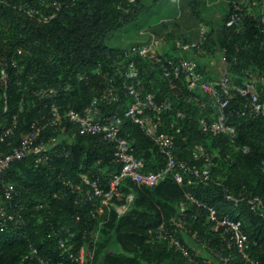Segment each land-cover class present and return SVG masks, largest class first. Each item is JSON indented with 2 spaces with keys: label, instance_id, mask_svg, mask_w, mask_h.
<instances>
[{
  "label": "built area",
  "instance_id": "obj_1",
  "mask_svg": "<svg viewBox=\"0 0 264 264\" xmlns=\"http://www.w3.org/2000/svg\"><path fill=\"white\" fill-rule=\"evenodd\" d=\"M49 1L55 12L43 17L46 23L55 18L63 2ZM229 5L225 30L239 33L247 30L252 22L258 32L255 39L260 40V48L264 49V0H229ZM28 14L37 15L39 11L30 7ZM172 34V30L160 35L151 33L147 41L116 53L112 67L115 69L116 66L117 74L107 80L104 90L95 95L83 110L69 109L64 115L60 114L55 101L59 90L41 87L33 92L34 96L39 100L52 98L53 104L47 114L31 123L30 131L23 138H15L16 117L9 125L0 127V233L24 236L30 217H35L34 209L44 206H32L31 200L24 198L23 192L7 176L13 163L28 158L33 159L36 168L47 167L56 173L54 184L59 190L53 194L54 199L65 200L74 209H90L87 219L97 220L96 227L85 231L81 244L71 228L53 227L57 236L55 250L45 256L31 246L20 264H94L95 246L104 217L112 213L118 218L123 217L134 204L133 188L125 191L124 184L130 182L138 188H153L167 179H173L182 187L196 184L217 187L225 202L223 212L218 208L217 197L203 201L185 191L178 213L168 222L149 230L150 245L167 244L186 264H235L238 258L241 264H262L254 257L253 247L257 242L244 230L245 218L241 208L246 206L264 219V198L249 193L245 187L240 193L234 191L228 174L221 171L220 165L222 160L227 162L231 154L223 156L205 144L188 147L189 155L185 159L178 154L179 137L189 118L187 112L178 106L182 102L184 105L193 102L198 106L201 135L225 137L236 152L250 153L249 145L237 144L241 131L238 121L264 120V99L258 90V80L252 71L246 70L238 83L233 81L226 67L227 48L210 44L209 30L205 26L199 28L197 40L187 36L173 38ZM192 55L212 56L206 59L218 56L224 66L221 74L217 78L208 77ZM233 61L237 62V57ZM12 65L17 68L16 61ZM97 74L95 70L81 73L77 78L92 81ZM1 77L7 85L10 79L7 68L1 70ZM146 79H149L151 90L147 88ZM261 80L264 82V72ZM69 89L70 86L66 88ZM234 94L241 98V104L233 103ZM6 95L7 89L4 90L5 98ZM113 106L121 111H108ZM7 110L5 106L4 111ZM64 120L68 123V132H65ZM128 123L139 127L157 148L165 160L163 168L147 170L146 150L138 147L136 139L130 136ZM48 127L55 134L61 131L65 136L69 133L90 136L111 146V162L119 169L107 172V169L99 168V176L87 169L78 172L77 181L57 171L58 163L69 158L70 153L66 148H58L60 138L57 136L45 137ZM260 170L264 174V160ZM191 207L196 209L195 213H191ZM200 211L206 213L213 231L220 232L219 244L215 245L206 233L202 235L194 230ZM189 215H192L190 219Z\"/></svg>",
  "mask_w": 264,
  "mask_h": 264
},
{
  "label": "trees",
  "instance_id": "obj_2",
  "mask_svg": "<svg viewBox=\"0 0 264 264\" xmlns=\"http://www.w3.org/2000/svg\"><path fill=\"white\" fill-rule=\"evenodd\" d=\"M50 4L49 0H0V127L9 125L16 117V140L23 138L30 131L31 123L47 114L53 104L52 98L39 100L33 94L35 90L41 87L58 89L59 96L55 101L62 115L69 109L83 110L95 95L104 90L107 80L117 74L116 66L115 69L112 67V58L122 51L109 49L104 42L109 35L135 20L140 0L134 4L121 0H63L61 10L46 23L43 17L55 12ZM193 6H197V1L192 3V12L197 14ZM30 7H35L39 14H28ZM228 14L221 30L215 33L213 29H208L209 43L227 48L226 67L235 83L240 81L246 70L253 72L264 99V82L261 80L264 49L260 48V40L255 39L257 29L251 22L247 30L229 33L224 28ZM172 37H175L174 34ZM206 57L191 56L200 62ZM235 57L237 62L233 61ZM13 61L17 62V68L13 67ZM200 67L206 72L204 64L200 63ZM4 68L10 74L7 85L1 77ZM95 70L98 74L92 81L78 80L79 74ZM145 82L151 90L149 79ZM69 86L70 89L66 90ZM233 101L235 105L242 102L236 94ZM5 106L7 112L4 111ZM178 106L189 117L179 137V156L185 159L189 155L187 148L196 144H205L223 156L229 153L231 158L227 162L222 160L220 165L221 171L228 174L229 184L234 191L240 193L245 187L249 193L264 198V174L260 170L264 160V120L238 121L241 131L237 144L251 147L250 153L243 154L230 148L225 137L200 134L199 112L195 103L184 105L182 102ZM115 110L121 111L117 106L110 107L108 111ZM64 126L66 130H63L68 132L65 120ZM128 132L136 139L138 147L146 150L148 171H157L165 166L163 156L139 127L128 123ZM51 135L60 138L58 148H66L70 153L69 158L58 163L57 171H62L66 176L77 181L78 172L87 169H91L95 176L101 174L99 168L107 169V172L119 169L111 162V146L101 144L90 136H72L71 133L65 136L61 131L55 134L48 127L45 137ZM55 174L53 169L47 167L36 168L32 158L17 161L10 167L7 176L23 192V197L30 199L32 206H44L34 209L35 217H30L24 236L0 233V264H20L31 246L38 249L41 255H48L56 247L57 236L53 233V227L71 228L77 233L81 244L85 231L97 226V220L87 219L90 209H74L65 200L53 198V194L59 190L54 184ZM129 188H133L135 194L134 204L123 217L118 218L115 213L104 217L95 246L94 264H98L109 249H114L115 253L108 255L106 264H186L167 244L150 245L149 230L168 222L178 213L185 191L192 192L203 201L217 197L216 203L221 212L225 203L217 187H203L200 184L182 187L173 179H167L153 188H138L130 182L125 183L123 189L129 191ZM190 209L191 213H195L194 207ZM241 209L245 218L244 230L257 242L253 247L254 257L264 264V219L246 206ZM193 228L202 235H209L215 245L221 242L220 232L213 231L204 211L199 212V221ZM239 261L238 258L235 264H241Z\"/></svg>",
  "mask_w": 264,
  "mask_h": 264
},
{
  "label": "rangeland",
  "instance_id": "obj_3",
  "mask_svg": "<svg viewBox=\"0 0 264 264\" xmlns=\"http://www.w3.org/2000/svg\"><path fill=\"white\" fill-rule=\"evenodd\" d=\"M140 0L134 21L109 35L104 44L109 49H127L144 42L151 33L163 34L172 30L175 37L187 36L192 40L199 37V28L205 26L215 33L223 28L227 0ZM228 14V13H227ZM214 60L220 63L217 56Z\"/></svg>",
  "mask_w": 264,
  "mask_h": 264
},
{
  "label": "crops",
  "instance_id": "obj_4",
  "mask_svg": "<svg viewBox=\"0 0 264 264\" xmlns=\"http://www.w3.org/2000/svg\"><path fill=\"white\" fill-rule=\"evenodd\" d=\"M227 3H228L227 12H226V15L223 16V20L227 16L228 11L230 10L229 9V0H227ZM147 40H145V41H147ZM214 59L215 58H208V59H205L201 62L199 60V62L201 63V65L204 64V66L206 67L207 70L205 73L208 77L217 78L221 74V71H222L224 66L221 63V61H220L221 64H219V62L217 60H214Z\"/></svg>",
  "mask_w": 264,
  "mask_h": 264
},
{
  "label": "water",
  "instance_id": "obj_5",
  "mask_svg": "<svg viewBox=\"0 0 264 264\" xmlns=\"http://www.w3.org/2000/svg\"><path fill=\"white\" fill-rule=\"evenodd\" d=\"M113 253H115L114 249L107 250L98 264H106L108 255Z\"/></svg>",
  "mask_w": 264,
  "mask_h": 264
}]
</instances>
